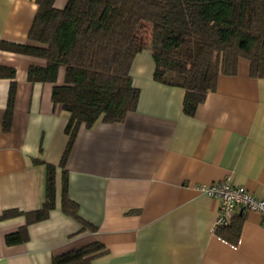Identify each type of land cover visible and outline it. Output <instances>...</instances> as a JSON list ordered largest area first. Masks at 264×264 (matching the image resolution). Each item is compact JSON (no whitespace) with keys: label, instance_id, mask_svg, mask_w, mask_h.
Segmentation results:
<instances>
[{"label":"crops","instance_id":"0c3cea01","mask_svg":"<svg viewBox=\"0 0 264 264\" xmlns=\"http://www.w3.org/2000/svg\"><path fill=\"white\" fill-rule=\"evenodd\" d=\"M69 0H54L63 10ZM36 0H0V44L35 45L28 34ZM43 59L0 50V68L14 79H0V217L6 211L31 212L45 201L44 165L56 166L55 207L48 219L27 227L26 243L6 246L5 237L25 225L23 216L0 219V264H51L54 257L100 243L107 250L91 264H264V222L254 212L236 210L243 219L236 246L213 231L219 203L196 186L228 181L264 197V79L249 76L238 61L235 76H220L193 117L185 116V91L153 80L148 51L131 66L139 90L135 111L120 124L81 127L65 162L68 196L82 226L61 213L62 171L68 144V115L51 100L63 86L65 68L55 84L30 83V67ZM15 99L8 131L3 119L8 90Z\"/></svg>","mask_w":264,"mask_h":264},{"label":"trees","instance_id":"16d2710c","mask_svg":"<svg viewBox=\"0 0 264 264\" xmlns=\"http://www.w3.org/2000/svg\"><path fill=\"white\" fill-rule=\"evenodd\" d=\"M54 0H36L37 12L28 34L35 45L1 43L0 50L43 59L45 67H30V83L55 84L65 68L63 86L52 88L51 100L68 115V144L58 167L62 171L61 213L94 231L78 215L68 196L67 155L78 130L97 122L120 124L135 111L139 90L130 69L143 51L154 62L153 80L185 91L182 112L193 117L220 76H235L238 61L249 63V76L264 79V0H69L63 10ZM12 69L0 68V79H14ZM15 83L8 90L3 131H8ZM45 166V201L31 212H4L0 219L23 216L25 225L5 237L6 246L26 243L27 227L48 219L55 207L56 166ZM243 219L231 220L215 234L236 246ZM107 250L98 242L54 257L51 264H91Z\"/></svg>","mask_w":264,"mask_h":264},{"label":"built area","instance_id":"2783aa9c","mask_svg":"<svg viewBox=\"0 0 264 264\" xmlns=\"http://www.w3.org/2000/svg\"><path fill=\"white\" fill-rule=\"evenodd\" d=\"M195 189L219 203L217 216L213 224L214 232L219 228L228 227L236 210H240L242 213L254 212L264 222V197L256 198L245 188L232 186L228 181L196 186Z\"/></svg>","mask_w":264,"mask_h":264}]
</instances>
